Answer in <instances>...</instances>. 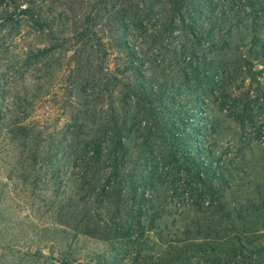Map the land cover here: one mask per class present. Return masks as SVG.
I'll return each instance as SVG.
<instances>
[{
  "label": "rangeland",
  "instance_id": "374dc122",
  "mask_svg": "<svg viewBox=\"0 0 264 264\" xmlns=\"http://www.w3.org/2000/svg\"><path fill=\"white\" fill-rule=\"evenodd\" d=\"M214 1L0 0V264H264V19Z\"/></svg>",
  "mask_w": 264,
  "mask_h": 264
},
{
  "label": "trees",
  "instance_id": "16d2710c",
  "mask_svg": "<svg viewBox=\"0 0 264 264\" xmlns=\"http://www.w3.org/2000/svg\"><path fill=\"white\" fill-rule=\"evenodd\" d=\"M236 2H245L249 6V9L247 10L246 7H244V3L241 6L239 5L238 10L234 11V13L232 14V15H234V17L237 18L236 21L243 22V20L241 18L242 14L246 18L248 17L247 19H249L250 17H253L251 23H253V22L256 23L257 21H261L262 19H264V0H215L210 5H212L214 10H216L218 7H222V8L224 7L225 10H227V7H228L231 11H233V8H234V5ZM228 13L229 12H222V17H223L222 19H225L226 15ZM262 15H263V17H262ZM218 18L220 19L221 17H218ZM146 93L142 92V96L147 99L148 95ZM170 99H173V98H170ZM170 99H166L165 96H159L158 95L157 103H159V105H161V108L166 107L169 112H173V113H170L171 115L179 113L180 112L179 108L177 106L173 107L171 105V103L174 101L170 100ZM166 132L168 133L169 131L167 130ZM99 140H100V137H97L95 139L88 140L87 142H85L84 149H85L86 155L89 152L88 150L92 149V148L96 151V153H98V151L100 150Z\"/></svg>",
  "mask_w": 264,
  "mask_h": 264
}]
</instances>
